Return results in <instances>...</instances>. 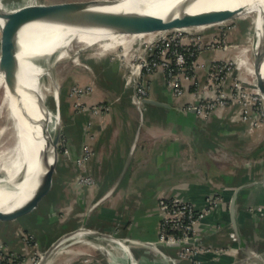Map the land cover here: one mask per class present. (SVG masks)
I'll list each match as a JSON object with an SVG mask.
<instances>
[{"label":"crops","instance_id":"1","mask_svg":"<svg viewBox=\"0 0 264 264\" xmlns=\"http://www.w3.org/2000/svg\"><path fill=\"white\" fill-rule=\"evenodd\" d=\"M219 33L216 29L203 30L204 42ZM229 40L238 46L227 51L205 48L198 60L208 66L215 58L244 55L239 47L245 43L241 34L230 31ZM89 53V60H95L93 68H78L81 73L73 75L82 79L81 84L94 82L96 89L102 86L101 91H95L85 101L109 102L111 110L108 114L68 110L67 129H62L64 151L60 152L57 167V171L63 172L61 182L67 186L63 214L54 207L59 203L53 198L40 211L0 220V256L28 252L33 246L24 236L26 231L46 245L50 227L60 224L64 233L83 225L135 241L127 245L130 250H125L139 264L141 261V264L149 261L174 264L173 256H179L180 247L158 244L166 254H172L170 257L163 255L156 245H146L159 238L160 199L177 196L203 207L208 197L218 195L219 205L198 225L200 245L211 251L231 247L223 261L234 257L243 264L252 251L264 245V210H257L264 199V124L255 126L250 119L243 120L244 109L239 104L209 115L187 110L186 106L196 100L193 82L202 84L207 80L206 68L194 71V81L186 80L187 91L181 96H175L169 89L163 70L144 75L142 80L149 87V98L170 107L152 103L140 107L132 97L133 84H127L128 57L111 60L109 50L100 49ZM245 77L249 89L255 90L251 86L254 75L246 72ZM90 123L92 129H88ZM84 146L90 155L79 169L77 159L83 155ZM78 173L93 176L96 184L81 187L77 184ZM236 190H239L238 222L246 248L240 247L237 236L231 237V233L236 234L230 216ZM91 244L101 254L99 250L104 246L91 237L75 246L91 254ZM104 248L114 260L109 245ZM150 254L153 256L148 257ZM93 257L97 261L98 256ZM179 262L183 264L184 259L176 264Z\"/></svg>","mask_w":264,"mask_h":264},{"label":"bare ground","instance_id":"2","mask_svg":"<svg viewBox=\"0 0 264 264\" xmlns=\"http://www.w3.org/2000/svg\"><path fill=\"white\" fill-rule=\"evenodd\" d=\"M185 1L122 0L114 6L141 8L151 13L160 14L170 7L181 5ZM33 3L35 0H27L24 8H11V11L7 12L6 15L10 18L8 28L21 29V31L18 36L13 38L15 55L12 61L7 62L5 56H0V89L3 90L0 97V118H3L4 115L7 116V121L0 123V207L4 208L13 204H20L44 180V173L38 163V153L41 149L48 154L51 153L52 135L59 117L57 111L55 112L47 102L49 95H51L54 97L56 106L59 94V85L53 80L48 70L50 58L56 55V60H59L67 58L73 53L78 61L80 57L78 51L81 48L83 50L84 47H90L93 44H99L103 48H109L116 44L127 47L129 43L127 40L135 37V33L153 34L155 32V30L149 31L144 28H141L144 30L136 32L119 31L109 22L92 20L78 21L63 26L32 23L33 15H30L26 10ZM212 8H222V10L205 18L196 28L222 23L233 18L235 21L247 22L241 33H245L243 38L249 40L250 43L240 50L245 56L243 55V59H241L238 73L240 77L245 79L249 87L245 73L251 72L254 75L252 87L258 92L262 91L261 93L264 95V91L258 85L255 68L250 64L249 53L252 49L253 36L248 34V30L254 31L258 17L264 10V0H199L190 11ZM22 11H25V15H23L24 13L21 15ZM22 16L26 18L23 19ZM219 18L224 19L215 22ZM164 31L158 30L157 35L164 33ZM74 43L79 45L77 49L73 47ZM46 55H48L47 59L45 58ZM38 57H40V63H36ZM17 60L20 66L24 67L27 82L35 90L34 95L24 92L21 71L19 74L18 69L15 68ZM24 103L34 117L33 122L28 121L21 113ZM140 103L141 106L145 104L143 99H140ZM88 237L96 241L104 240L108 243L118 261L115 264H139L136 259H132L131 254L127 251L130 250L127 245L133 244L135 241L124 240L113 234L90 229L83 225L73 234H64L56 242L63 248L62 252L71 253V258L76 253L87 252V250L79 249L80 247H76L75 244L78 241L86 240L85 238ZM89 248L98 255L94 245L91 244ZM255 254L261 257L257 251ZM152 256L153 254H150L148 257ZM146 264L162 263L149 261Z\"/></svg>","mask_w":264,"mask_h":264},{"label":"built area","instance_id":"3","mask_svg":"<svg viewBox=\"0 0 264 264\" xmlns=\"http://www.w3.org/2000/svg\"><path fill=\"white\" fill-rule=\"evenodd\" d=\"M193 29V27L179 29L182 30L186 36H182V32L175 33L167 30L165 33L160 34L155 40L145 42L143 48H138V46L135 47L133 51L135 52L139 49L140 53L138 55H133L131 59L128 58L127 66L129 68V73L127 84H137L144 75L161 69L165 73L166 83L169 89L175 96H181L186 91L185 80L193 78L194 67H196V69L206 68L208 70L207 82L203 84L204 86L202 88H197L193 92L195 98L198 97L202 99L199 101L197 100L198 102L194 100L186 107L190 110L197 111L199 114L209 115L218 107H227L228 100L236 101V97L238 101H241L244 111L250 108L252 115L251 118L250 116L248 118L251 119L250 121L253 125L255 123L257 124V121L261 117L260 110L256 106L258 98L256 96H254V98L249 96L250 90L246 87L247 83L238 73L239 65L243 57L239 55L232 58H215L208 66L205 62L199 60L195 61L194 59L197 57H195V55H197L198 52L197 49L194 48L195 43H201L198 47L199 51H202L203 48H215L227 51L235 48L234 46L237 47L238 44L228 45L227 40L229 39L227 38L229 35L227 32L224 33V40L222 39L223 41L221 43H216V41H218L217 39L222 36L221 30L217 39L213 38L204 42L203 36L199 35L195 37ZM123 55L126 59V55ZM232 80H235V82ZM229 82H234V88L232 90L227 88ZM142 83H144L142 85H144L143 87L145 88V90L140 88L143 95L141 97H137V95L134 96V102L139 106L141 105L140 99L144 100L148 98L146 95L149 93V87L144 81H142ZM85 92L86 90L84 88L76 85L73 87L72 94H77L78 98L83 99L85 97ZM257 92L256 90L255 93L257 94ZM80 104L83 110H89L94 113H100L108 109L107 105L103 102L85 104L82 101L79 105ZM62 140L63 138H61V141ZM89 155V149L84 146L83 155L77 159L80 166L85 164ZM86 178V181H90L89 177ZM219 203L220 197L218 195L208 197L203 207H198L191 201L177 196L161 198L158 208L161 216L159 238L156 242L158 244H166L185 241L188 244L180 247L182 251L194 247L195 251H211L200 245L198 225L206 219L208 213L217 207ZM176 257L180 260L183 259L182 256ZM173 259H175V256H173ZM9 262L12 263L11 256L9 257ZM174 264H176L175 260Z\"/></svg>","mask_w":264,"mask_h":264},{"label":"rangeland","instance_id":"4","mask_svg":"<svg viewBox=\"0 0 264 264\" xmlns=\"http://www.w3.org/2000/svg\"><path fill=\"white\" fill-rule=\"evenodd\" d=\"M36 1L39 4H52V3H56V2H65V1H72V0H36ZM119 1H122V0H119ZM26 2H27V0H8V2H6V5L7 6H9V5L18 6V5H23ZM246 23L243 21H241V22H239L237 20L235 21L233 18V19H230L228 21H225L222 23H215L214 25H210L207 27H198L199 29H197L196 27H193L194 28L193 33L196 37L199 35L203 36V30L216 29L219 32L221 30L222 36H220V37L218 36L219 38L216 36L214 37L216 39L218 38L217 39L218 41H216V39H215L216 43H221L224 40V35H225L224 33L225 32H227L229 35L230 31H235L236 33L241 34V38L243 39V41H245V43L242 44V46L239 45L240 50H242L241 49L242 47L248 46V44L250 43L249 40L247 41L246 38H243L245 33H243V34L241 33V31L243 32V27L244 28L246 27L245 26ZM165 31H164V33H165ZM169 31H172L175 33L182 32V36H186V34L182 30H179L178 28L170 29ZM157 32H158V30H155V32L153 34L135 33L134 34L135 37H133L132 39L130 38V40H129L127 38L128 39L127 41H129L127 47H126V45L116 44V45L110 46L109 48H103L99 44H93L90 47H86L85 49L83 48V50L81 49L82 54H81V52L79 53L80 57H79L78 61L75 59L73 53L69 57L59 59V60H56V55H53L50 58V65L48 67V70L50 71L51 77L53 78V80H55L58 83L59 92H60V96H61V101H60V111H61L60 113H61V115L60 116L62 118V129H67V127H66V125L68 124L67 112L69 109L73 110L74 113L78 112L79 110H83V108L81 107V104L79 105V103H82V101H83L85 104H93V103H87L85 101V99L90 97L95 91H101L102 90V86L96 89V85L94 84V82L93 83H87V84H81L80 81L82 79L81 78L79 79L78 76L73 75V73H77V74L81 73V70L80 69L78 70V68L87 69L88 67H92V64L95 63V60H93L92 58H91V60H89V58L87 57V53L90 51V53L88 54V55H90L92 52L97 51L99 49L102 51H108L109 50V57L111 60H113L115 58L117 59L118 57L124 58L123 54H125L126 57L129 58L130 55L132 57L133 55H138L140 53L139 49H137L135 52L133 51V49L135 47L138 46V48H143V45L145 42L153 41L156 38H158L160 36V34L157 35ZM161 34H163V33H161ZM248 34H249V36L250 35L253 36L254 31L252 32L251 30H248ZM155 35H157V37H155ZM227 39H229V36ZM227 43H228V45L235 44L233 41H230V40H227ZM199 45H201V43H195L194 44V48L197 49V51H198V52L196 51L197 55H195V57L196 56L197 57L194 58L195 61H198V59H199L198 58V55L200 53V51L198 50ZM73 47H75V49H77V47H79V45L74 43ZM131 51H132V53H131ZM1 52H2V32L0 31V54H1ZM241 56L243 57V54ZM45 58L47 59L48 55H46ZM249 58H250L249 60L251 62L250 64L255 68L254 59H253V49H251V51L249 53ZM99 60H96V63H98ZM195 69H196V67H194V71H195ZM128 73H129V71H128ZM128 73H127V78H128ZM72 79H74V81ZM142 81L143 80L141 79V80H139V82L137 84L133 85V91H132L133 99H134V96H136V95H137V97H141L143 95L141 93V90H140V88L145 90V88L143 87L144 85H142V84H144V83H142ZM232 81L235 82V80H232ZM185 82H186V80H185ZM205 82H207V81H205ZM234 82L228 83L227 88L229 90H232L234 88V86H233ZM204 83L201 84L197 80H195L193 82V89H194L193 92L197 88H202L204 86L203 85ZM76 85H78L79 87L81 86L82 88H84L86 90V92L84 94L85 97L83 99L78 98L77 94H72L73 87ZM108 87L109 86H107L106 88H108ZM246 87L248 90H250L249 91L250 97L254 98V96H256L258 98V100H257L258 102H257L256 106L260 110L259 112H260L261 117L257 121V124L255 123L254 125L255 126L262 125V124H264V95L261 92H257V94H256L255 93L256 90H251V89H249L248 86H246ZM112 88L115 89L114 87H112ZM112 88L110 89V91L112 90ZM185 90L187 91V89H185ZM234 91H235V89H234ZM2 93H3V90L0 89V97H1ZM146 96L149 98V93ZM53 98H54L53 96L49 95V97L47 99V102L49 103V105H51V107H55V100ZM201 99L202 98L197 97L196 101L197 100L199 101ZM235 100L236 101L228 100V103L226 106H230L232 104L241 105V101H238V99L236 97H235ZM103 103L107 105L108 109L103 110L100 113L108 114L111 110V105L109 102L104 101ZM189 104H191V103H189ZM186 109L190 110L187 107H186ZM218 109H220V108L219 107L216 108V110H218ZM89 112H92V111H89ZM92 113H94V112H92ZM196 113L199 114L197 111H196ZM199 115H202V114H199ZM251 115H252V111L249 108L247 111H243L241 118L243 120H245L249 116L251 118ZM6 117L7 116L4 115L3 118H0L1 124L5 123L7 121ZM88 129H92L91 123L88 125ZM63 141H64V138L61 141V144L59 145V150L61 153L64 151V148H63L64 142ZM77 165H78L77 168L79 167V169H80L81 167L79 166L78 161H77ZM60 170L58 169V171L56 173V179H55L54 187L45 196H43L41 198V200L39 201V205L37 207H35V209L33 211L42 210L48 203H49L48 205H50V203L53 201V198H56L57 202L59 203L58 206L56 207V205H54L55 202H53L52 204L54 205V207L57 210L60 211V214H63V211H64L63 202H64V194H65L64 191L67 190V186L61 182V179L63 178L62 177L63 172ZM86 177H89L90 181H86L87 180ZM77 178H78L77 184L80 185L81 187L85 186L86 184H88V185L96 184L94 177L91 175L86 176L83 173H78ZM81 178H82V181H81ZM95 202H97V200ZM261 205L264 206V199H263ZM261 205L259 207H257V210L258 209L260 211L264 210V207H262ZM31 212L32 211H30V213ZM263 213H264V211H263ZM60 223H62V222H60ZM63 231L64 230H63L61 225L50 227V237L47 238V240L45 241V243H47L46 245H43V244L41 245L39 243L38 239H36L35 236H33V234L26 231L24 236L27 237L28 243H31L32 244L31 246H33V247H29L27 249L28 252H23V253H19V254H14V253L2 254L0 256V264L3 261L7 262V260L9 262V255H12V263L11 264H38L39 262H42V264H107L106 262L111 263V264L118 263L115 255L113 256L114 260H112V258H110V255H112V254H110L109 250H106L104 248V247H107V245H108V243H106L104 240H101L102 244H100V245H102L104 247L101 250H99L101 254L98 253L97 261H96L95 257H93L94 252L91 254L85 252V253H81V255H76V256H73L70 258V255L62 252L63 248L61 247V245H59V243H55L56 239L62 234ZM236 236H237L236 234L231 233V237H233L234 239H237ZM54 243H55V245L52 246ZM49 247H50V250H49ZM230 248L231 247L214 249L213 251H206V250L205 251L204 250H201V251L196 250L195 251V247H194V248H191L188 250L179 251V253L177 252V255L183 257V259H184L183 264H214V263L215 264H239L237 259H233L234 257L233 258L231 257L227 261H223V258L226 255H229L228 253L231 252L232 249H230ZM259 248L260 249H258L256 251L261 254L260 255L261 257L257 256L255 254L256 251L254 250L253 252H251L249 254V258H247L243 264H264V253H262L264 251V245L259 247ZM192 249H194V250H192ZM208 252H209V254H206ZM101 255H104L105 257L101 256ZM169 255L172 256L171 253ZM102 258L103 259L105 258L104 259L105 262H103L104 260ZM166 262H168L169 264L172 263L171 261H166ZM207 262H209V263H207ZM179 264H180V262H179Z\"/></svg>","mask_w":264,"mask_h":264},{"label":"water","instance_id":"5","mask_svg":"<svg viewBox=\"0 0 264 264\" xmlns=\"http://www.w3.org/2000/svg\"><path fill=\"white\" fill-rule=\"evenodd\" d=\"M198 1L199 0H186L184 3L177 7H170L164 13L156 14L148 12L146 9L141 8H127L119 6L115 7L114 5H117L120 2L119 0H72L65 2H56L52 4H39L35 0V3L30 5L27 8L26 12H28L30 15H33V18L31 20L33 21L32 23L50 24L52 26H63L78 21L92 20L95 22H109L113 24L112 26L116 27L119 31L136 32L144 29L149 31H167L174 28L183 29L188 27H196L200 22H202L205 18H207L214 12L222 10V8H212L190 11L192 6ZM6 2H8V0H0V31L2 32V52L0 56H5L7 62H10L15 55V43L13 41V38L20 34L21 29H9L8 25L10 22V18L6 14L7 12L11 11V8L20 9L24 8L25 5L23 4L18 6H7ZM22 14L25 15V11H22L21 15ZM24 18L26 17H23V19ZM223 19L224 18H219L215 22H219V20ZM81 49L78 51V53L81 52ZM252 49L256 79L258 85L264 91V10L259 15L254 29ZM39 59L40 57L36 59V63H40ZM15 68L18 69L19 74L21 71L22 87L24 89V92L30 95H34L35 90L27 82L28 79L26 77L24 67L20 66L18 60L16 62ZM57 101L58 103L55 107H53V110L55 112L57 111L59 117L55 131L52 135L51 153L48 154L45 150L42 149L38 153V163L44 173V180L42 183L37 185L32 190L30 195L20 204H13L8 208L0 207V220H13L23 215L29 214L30 211H33L35 207L39 205V201L41 200V198L54 187L55 175L57 173L60 155L59 145L62 138L60 92L58 94ZM143 101L144 103L159 104L162 106L170 107V104L158 101L156 99L145 98ZM21 113L24 118H26L30 122H33L34 117L28 110L26 103H24V107L21 110ZM238 195L239 190H236L231 199L230 216L233 228L240 241V247L246 248L245 238L242 235L238 222ZM79 228L80 227L70 229L62 233L56 239V241L60 239V237H62L64 234H73V232L78 230ZM56 241L55 243H57L59 240L57 242ZM55 243L52 246H54ZM148 244L156 245L157 248H159L160 245H158L156 241H149ZM187 244V242L183 241L178 243H166L165 245L172 247H181ZM160 251L163 253V255L168 256L161 249ZM174 260L176 263L180 261V259L177 257H175ZM38 264H42V262H39Z\"/></svg>","mask_w":264,"mask_h":264},{"label":"trees","instance_id":"6","mask_svg":"<svg viewBox=\"0 0 264 264\" xmlns=\"http://www.w3.org/2000/svg\"><path fill=\"white\" fill-rule=\"evenodd\" d=\"M12 257V255H9V257ZM8 259V258H7ZM1 264H11L10 262H8V260H7V262L6 261H3Z\"/></svg>","mask_w":264,"mask_h":264}]
</instances>
